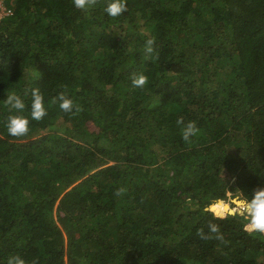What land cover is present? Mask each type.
Returning a JSON list of instances; mask_svg holds the SVG:
<instances>
[{"label":"trees","instance_id":"trees-1","mask_svg":"<svg viewBox=\"0 0 264 264\" xmlns=\"http://www.w3.org/2000/svg\"><path fill=\"white\" fill-rule=\"evenodd\" d=\"M10 4L0 98L66 90L81 110L52 105L19 138L0 126V261L264 264V236L238 217L214 220L223 240L197 233L219 180L264 186V0H128L118 19L103 0L87 15L72 0ZM178 116L200 129L191 143Z\"/></svg>","mask_w":264,"mask_h":264},{"label":"clouds","instance_id":"clouds-1","mask_svg":"<svg viewBox=\"0 0 264 264\" xmlns=\"http://www.w3.org/2000/svg\"><path fill=\"white\" fill-rule=\"evenodd\" d=\"M96 2L97 0H72V5L87 15ZM128 11V0H103V13L107 17L118 19ZM154 43L155 37H147L144 40L143 51L146 59L157 58ZM130 79L136 89H144L149 83L148 76L143 72H132ZM52 105H58L63 113L70 115H76L81 110L80 105L66 90L57 92L51 98H46L39 87L25 91H18L15 88L4 91L3 97L0 98V126L10 137H24L30 133L33 121L44 120ZM176 124L185 143H191L200 133L194 120L186 121L183 116H178ZM188 199L191 203L190 198ZM202 211L210 214L211 219L207 222V231L203 227L197 229L201 239L223 240L220 226L214 220H225L229 217L240 219L244 233L264 236V186L256 187L250 193L239 189L230 190L228 187L222 188L219 194L206 198ZM0 264L29 262L20 254H11L6 261H0Z\"/></svg>","mask_w":264,"mask_h":264},{"label":"built area","instance_id":"built-area-1","mask_svg":"<svg viewBox=\"0 0 264 264\" xmlns=\"http://www.w3.org/2000/svg\"><path fill=\"white\" fill-rule=\"evenodd\" d=\"M11 12H12L11 8L8 5L5 4V1L4 0H0V20L3 17L11 14Z\"/></svg>","mask_w":264,"mask_h":264},{"label":"rangeland","instance_id":"rangeland-1","mask_svg":"<svg viewBox=\"0 0 264 264\" xmlns=\"http://www.w3.org/2000/svg\"><path fill=\"white\" fill-rule=\"evenodd\" d=\"M5 4L7 5H11L10 4V0H5ZM91 126H93V125H91ZM232 181H233V178H226V180H219V184L220 185H224V183L226 184L227 182H228V188L230 189V190H236V189H238L236 186H234L233 184H232ZM239 222H240V224H241V221H240V219H239Z\"/></svg>","mask_w":264,"mask_h":264}]
</instances>
